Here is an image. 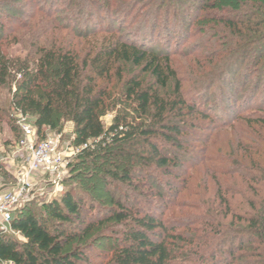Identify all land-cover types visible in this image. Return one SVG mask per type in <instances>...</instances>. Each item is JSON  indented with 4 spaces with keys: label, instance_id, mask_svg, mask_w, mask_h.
Masks as SVG:
<instances>
[{
    "label": "rangeland",
    "instance_id": "374dc122",
    "mask_svg": "<svg viewBox=\"0 0 264 264\" xmlns=\"http://www.w3.org/2000/svg\"><path fill=\"white\" fill-rule=\"evenodd\" d=\"M85 1L0 0L2 54L16 62L19 59L34 62L40 47H58L71 42L81 59L99 53L112 37L154 43L158 49L166 50L176 79H171L163 88L141 67L117 62L111 70L112 80L99 81V87L107 88L110 94L106 100L108 109L102 116L105 126L110 127L115 117L121 114L128 115L130 120L136 117L135 104L126 97L125 91L126 81L139 76H142L144 85L156 89L166 98L177 97L175 89L179 81L189 103H196L197 108L211 116L204 119L202 115H195V127H190V137L187 138L191 146L183 158V175L178 180L181 188L178 193L167 197L168 202L156 198L154 201L158 204L155 205L150 202L153 195L149 189L144 188L141 195L128 191L114 180L109 187H100L95 203L100 210L94 219L96 228L86 246L92 261L90 264H106L123 239L126 224L109 220L106 213V209L112 207V195L116 200L136 202L134 205L143 212L149 209L169 226H178L184 237L189 240L195 237L200 243V238L209 233L204 217L218 226L217 214L219 216L221 211L224 214L226 209V204L220 202L221 190L237 213L246 212L251 200L264 199V187L250 184L241 175L247 171L259 179L264 177L263 172H255L256 167L264 168V52L260 53L256 45L264 42L259 39L264 30V21L260 19L263 15L250 16L247 24L234 28L223 21L229 17V12L219 8L233 0H213L217 6L213 9L203 8L205 0H97V4L89 5V8L84 7ZM240 2L242 5L244 0ZM259 3L264 5L261 1ZM253 5L255 3L249 1L244 9L248 11ZM157 20L159 27L152 35L151 27L158 24ZM249 52V57L242 59ZM237 55H242L240 61L244 62L233 67ZM118 70L123 75L121 79ZM15 75L16 81L20 79L19 74ZM16 81L0 86V155L2 163H6L0 169L3 192L14 183V179H4V173H8L7 167H10L7 152L16 147L13 121L10 120L13 116L15 118L10 104ZM61 133L62 146L69 157L65 175L61 178L40 175L34 182L29 200L15 210V215L26 208L48 216L46 206L54 200H61L65 191L80 186L79 177L88 176L84 181L90 183L101 178L102 172L93 175L94 169L89 162L77 158L81 152L78 151L80 147L74 145V125L65 122ZM141 143L134 147L137 152L143 151ZM3 151H7L3 154L5 159ZM154 175L157 182L165 183L168 179L160 170ZM58 185L64 187L62 191ZM230 221L231 216L222 219L221 224ZM9 233L20 241L24 240L18 233ZM255 259H258L256 253L248 254L235 264H246Z\"/></svg>",
    "mask_w": 264,
    "mask_h": 264
},
{
    "label": "trees",
    "instance_id": "16d2710c",
    "mask_svg": "<svg viewBox=\"0 0 264 264\" xmlns=\"http://www.w3.org/2000/svg\"><path fill=\"white\" fill-rule=\"evenodd\" d=\"M249 1L255 3L251 11L244 9ZM260 1L264 3V0H244L241 5L243 1L233 0L221 4L219 8L229 12L224 23L240 28L253 15H263L260 19L264 21V5ZM84 3V7L89 8L97 4V0ZM206 7L217 6L213 0H205L203 8ZM158 27L159 22L151 27L152 35ZM262 34L259 39L264 40V30ZM112 38L99 53L81 59L71 42L51 48L42 46L34 62L6 58L0 45V86L11 84L16 81L15 74L20 75L10 104L15 114L21 111L31 116L41 138L47 131L61 133L62 125L71 122L75 131L74 145H87L77 158L89 162L93 175L102 172L96 183L84 181L88 176L79 177L80 186L65 191L61 200L46 206L48 216L26 208L14 213L11 227L24 240L0 230V264H90L86 246L95 232L94 219L100 211L95 203L102 185L109 187L114 180L128 191L141 195L147 188L153 195L150 202L155 205L158 201L154 199L168 202L167 197L181 188L178 180L183 175V158L191 146L187 139L190 127H195L196 116L202 115L204 119L211 116L197 108L196 103H189L179 81L175 89L177 97L166 98L144 85L139 76L126 81L125 91L126 97L135 104L136 117L130 120L128 115H118L107 128L102 116L108 109L106 100L110 94L107 88L99 87V81L112 80L111 70L117 62L141 67L163 88L171 79H176L165 49H158L154 43ZM256 45L260 53L264 52V42ZM250 52L243 57V54L237 55L233 67L244 62L240 61L241 57H249ZM117 73L119 79L123 78L120 70ZM189 116H193L192 119ZM13 117L10 120L15 132L14 142H17L21 133ZM139 142L143 151L137 152L134 147ZM158 170L168 178L165 183L157 182L154 173ZM257 171L264 175V168L256 167ZM241 175L250 184L264 187V177L259 179L247 171ZM5 178L13 179L8 173H4ZM219 195L226 209L224 214L222 211L217 214L218 226L204 217L209 233L200 238V243L195 237L190 240L184 237L178 226H169L149 209L143 212L134 205L136 202L116 200L112 195V207L106 209L108 219L126 225L123 239L106 264H235L255 253L258 259L246 264H264V199L251 200L246 212L237 213L222 190ZM229 216L231 221L221 224V220Z\"/></svg>",
    "mask_w": 264,
    "mask_h": 264
},
{
    "label": "built area",
    "instance_id": "2783aa9c",
    "mask_svg": "<svg viewBox=\"0 0 264 264\" xmlns=\"http://www.w3.org/2000/svg\"><path fill=\"white\" fill-rule=\"evenodd\" d=\"M15 119L21 136L12 151L2 153L4 159L6 157L3 154L8 153L10 167H7V171L14 183L5 192L0 187V230L20 235L11 227L15 210L29 200L34 182L40 175H56L58 178L65 175L68 154L62 146V133L47 131L45 137L41 138L31 116L18 111ZM86 147L87 145L80 146L78 151L81 152ZM2 160L0 155L3 167L6 163H2ZM58 186L62 191L64 187Z\"/></svg>",
    "mask_w": 264,
    "mask_h": 264
}]
</instances>
